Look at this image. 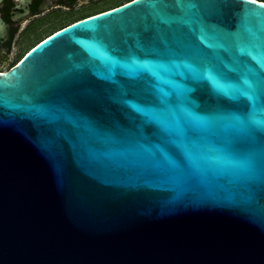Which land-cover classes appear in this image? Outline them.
Instances as JSON below:
<instances>
[{
    "label": "water",
    "instance_id": "water-1",
    "mask_svg": "<svg viewBox=\"0 0 264 264\" xmlns=\"http://www.w3.org/2000/svg\"><path fill=\"white\" fill-rule=\"evenodd\" d=\"M0 264H264V2L128 0L0 74Z\"/></svg>",
    "mask_w": 264,
    "mask_h": 264
},
{
    "label": "flooded vegetation",
    "instance_id": "flooded-vegetation-1",
    "mask_svg": "<svg viewBox=\"0 0 264 264\" xmlns=\"http://www.w3.org/2000/svg\"><path fill=\"white\" fill-rule=\"evenodd\" d=\"M124 2L126 1L1 0L0 74L15 67L32 47L58 29Z\"/></svg>",
    "mask_w": 264,
    "mask_h": 264
},
{
    "label": "rangeland",
    "instance_id": "rangeland-1",
    "mask_svg": "<svg viewBox=\"0 0 264 264\" xmlns=\"http://www.w3.org/2000/svg\"><path fill=\"white\" fill-rule=\"evenodd\" d=\"M118 1L120 2V1H127V0H118Z\"/></svg>",
    "mask_w": 264,
    "mask_h": 264
},
{
    "label": "trees",
    "instance_id": "trees-1",
    "mask_svg": "<svg viewBox=\"0 0 264 264\" xmlns=\"http://www.w3.org/2000/svg\"><path fill=\"white\" fill-rule=\"evenodd\" d=\"M258 1H261V0H258Z\"/></svg>",
    "mask_w": 264,
    "mask_h": 264
}]
</instances>
